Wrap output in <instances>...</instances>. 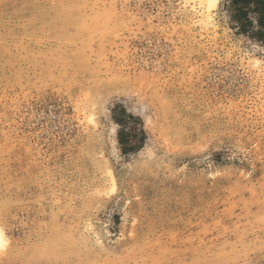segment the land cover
I'll return each mask as SVG.
<instances>
[{
    "label": "rangeland",
    "instance_id": "1",
    "mask_svg": "<svg viewBox=\"0 0 264 264\" xmlns=\"http://www.w3.org/2000/svg\"><path fill=\"white\" fill-rule=\"evenodd\" d=\"M259 9L0 0V264H264Z\"/></svg>",
    "mask_w": 264,
    "mask_h": 264
},
{
    "label": "trees",
    "instance_id": "2",
    "mask_svg": "<svg viewBox=\"0 0 264 264\" xmlns=\"http://www.w3.org/2000/svg\"><path fill=\"white\" fill-rule=\"evenodd\" d=\"M243 2L252 3L253 5H255L257 7L258 11H260L259 7H261V9L264 10V1L263 0H232V4L234 6H237V5H239V4L243 3ZM263 18H264V16L261 15V13H260L258 24L261 25V26H263V24H264ZM118 142L121 144L122 143L121 139H118Z\"/></svg>",
    "mask_w": 264,
    "mask_h": 264
},
{
    "label": "bare ground",
    "instance_id": "3",
    "mask_svg": "<svg viewBox=\"0 0 264 264\" xmlns=\"http://www.w3.org/2000/svg\"><path fill=\"white\" fill-rule=\"evenodd\" d=\"M191 1H193V2L197 1L199 7L205 9L206 11L210 9L209 0H191ZM217 1L218 0H214L213 6H215L217 4ZM65 7H67V6H65ZM1 240H2V236H0V243H1Z\"/></svg>",
    "mask_w": 264,
    "mask_h": 264
},
{
    "label": "snow or ice",
    "instance_id": "4",
    "mask_svg": "<svg viewBox=\"0 0 264 264\" xmlns=\"http://www.w3.org/2000/svg\"><path fill=\"white\" fill-rule=\"evenodd\" d=\"M213 3H214V0H209V7H212L213 6ZM113 191H115V189L113 188ZM0 236H2V233H0ZM3 247V244L0 243V248Z\"/></svg>",
    "mask_w": 264,
    "mask_h": 264
}]
</instances>
